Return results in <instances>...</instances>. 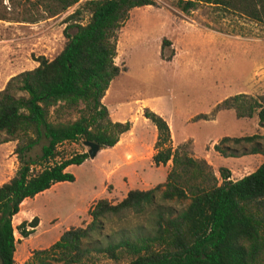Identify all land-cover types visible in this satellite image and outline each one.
<instances>
[{"label": "trees", "instance_id": "obj_1", "mask_svg": "<svg viewBox=\"0 0 264 264\" xmlns=\"http://www.w3.org/2000/svg\"><path fill=\"white\" fill-rule=\"evenodd\" d=\"M42 1L52 16L79 0ZM199 4L264 25V0H175L182 12ZM145 5L154 0H83L87 20L73 19L80 10L67 16L60 51L52 59L34 57L35 67L9 77L0 89V144L14 141L17 162L12 176L0 183V264H15L14 231L26 238L38 223L32 216L12 225L21 202L56 182L72 181L65 167L87 158L82 152L51 161L57 145L80 140L108 148L129 129L128 121L109 119L101 98L122 70L113 62L117 32L132 8ZM168 44L162 38L160 49ZM220 108L232 109L236 118L255 115L264 130V94L228 96L213 107ZM141 116L155 129L153 164L170 161L164 181L130 189L114 203L96 200L86 224L63 230L47 247L31 250L22 264H84L94 255L115 262L129 258L123 264H264V134L223 136L212 145L222 157L263 156L252 172L234 181L219 167L217 182L210 165L191 156L190 142L171 147L160 115L143 107ZM38 144L39 155L31 158Z\"/></svg>", "mask_w": 264, "mask_h": 264}, {"label": "rangeland", "instance_id": "obj_2", "mask_svg": "<svg viewBox=\"0 0 264 264\" xmlns=\"http://www.w3.org/2000/svg\"><path fill=\"white\" fill-rule=\"evenodd\" d=\"M82 3L83 0H79L50 16L42 0H0V14L6 17L0 19V89L9 77L31 69L36 64L32 60L34 57L42 55L52 59L60 51L65 42L62 29L67 16L80 10L73 19L82 24L87 20L88 14L81 9ZM162 38L169 44L160 49ZM115 51L113 62L122 70L112 79V90L118 99H125L121 104L130 112L127 116H134L135 109L140 114L145 101H155L166 108L172 103L176 112L207 114L206 120L191 117L187 131L195 139L197 153L211 160L209 165L215 171L217 182L220 180L217 169L232 167L234 161L231 157L212 155L217 153L211 144L223 136L264 133L255 115L236 118L232 109H213L228 96L264 94V25L211 5L199 4L193 10L182 12L175 0H154V5L129 11L117 32ZM105 103L111 106L109 100ZM173 126L178 127L175 116ZM134 133L136 136L142 133L144 138L148 136L140 122L135 125ZM188 142L191 149V139ZM81 144L80 140L58 144L51 161L67 158L78 153L76 150L86 148ZM39 145L29 152L31 158L39 155ZM12 154L8 143L0 145V182L10 178L17 167ZM98 158L92 160L97 162ZM249 158L245 156L247 165H250ZM39 166L35 165L33 170ZM71 170L78 177L76 182L56 186L26 199L12 219L13 226L29 214L41 219V225L31 234L33 242L50 239V228L55 222L49 223L51 220L56 218L59 223L56 230L63 229L71 221L64 218L74 204L73 194H78L83 172L81 167ZM153 179L156 183L164 180ZM14 239L17 240L16 247L23 245V239L15 231ZM42 247L38 245V248ZM128 260L115 262L94 255L84 264H123Z\"/></svg>", "mask_w": 264, "mask_h": 264}, {"label": "crops", "instance_id": "obj_3", "mask_svg": "<svg viewBox=\"0 0 264 264\" xmlns=\"http://www.w3.org/2000/svg\"><path fill=\"white\" fill-rule=\"evenodd\" d=\"M35 66L36 64L34 63L33 66H31V69ZM111 81L107 86L103 97L101 98V102L105 106L108 117L111 121H128L130 123L129 129L119 135L117 142L113 146L108 148H99V150L93 157H99L97 162H95V160H92L93 158L87 157L78 165L66 166L65 171L71 172L74 177L72 181L56 182L52 184L48 189L40 192L43 193L55 188L56 186L70 185L69 183L76 182L78 180V177L73 173L71 169L74 167L82 168V179L78 194H75L74 192L72 198L74 204L70 207L67 215L64 218L65 221L66 219L71 221H68L63 229L56 230V227L59 223L56 222V218L51 220L49 223H52L54 221L55 222L50 228V239H48L47 241L36 240L35 242H33L31 234L35 233V231L41 225V219L36 216L38 218V223L34 228V231L26 238H22L23 242H21V244L23 245L21 247H14L13 259L15 261V264H22V262L28 257L31 250L41 249L38 248L39 244L43 245L42 248L47 247L57 239V237L63 230L67 229L68 227L82 226L86 224L89 221L87 210L96 200L104 198L110 202L113 201L114 203L124 197L125 193L130 189L146 190L164 181L163 180L158 183H156V181H153V178L155 177L164 178L165 174L170 168V161H167L165 164L159 165H154L152 162L151 157L155 151L153 145L156 135L153 125L147 119L141 116V108L140 114L139 112H137V109H135L136 113L134 116H127V114H129L130 112H127L128 110L126 111V109L123 108L121 104V101L125 99H122L120 97L118 99L117 94L115 95V92L112 90ZM105 100H109L111 106H108L105 103ZM142 107H148L164 119L169 130V138L172 148H174L177 144L191 139V145H193L191 148V156L193 158L203 159L211 165V160L207 159L204 154L197 153L195 139H193L191 137V134L187 131L189 128V123H192L190 122V118H193L198 114H204L206 118L207 114H205V112L198 113L196 115H194L193 113L188 114L176 112V106H174V104L171 103V105L166 108L161 103H155V101H153V103L145 101L143 102ZM173 116H175V119L178 122L177 128L173 126ZM205 118L199 119L206 120ZM139 122L140 125L147 130L148 136L146 138L141 137L142 133H140L138 136H136L134 133L135 125ZM149 123L151 125H149ZM7 143L9 144V148L12 150V148L14 147V141H8L2 144ZM2 144L0 145L2 146ZM85 150L86 148L83 147L82 149L76 151L78 153H82L85 152ZM212 155L219 154L217 153ZM212 155L209 154V157L212 158ZM245 156L250 157V165H247L249 162H244ZM231 158H233L234 165H232V167H225L229 171L228 179L232 181L239 179L244 174L246 175L252 172L263 160V156L261 154H247ZM248 168H251V170L242 174L243 171H246ZM213 173L215 175V171H213ZM97 176L98 182L96 181ZM25 200L26 199H24L21 204ZM21 204L19 206L18 212L20 211ZM18 212L12 217V219L18 214ZM29 217H31L30 214L23 219L28 221Z\"/></svg>", "mask_w": 264, "mask_h": 264}, {"label": "water", "instance_id": "obj_4", "mask_svg": "<svg viewBox=\"0 0 264 264\" xmlns=\"http://www.w3.org/2000/svg\"><path fill=\"white\" fill-rule=\"evenodd\" d=\"M82 145L86 147L85 153L87 154L88 158H93L96 152L99 150V146L93 142L83 141Z\"/></svg>", "mask_w": 264, "mask_h": 264}]
</instances>
